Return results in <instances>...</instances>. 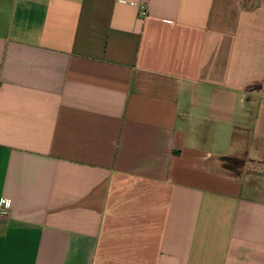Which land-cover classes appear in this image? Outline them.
<instances>
[{
  "label": "crops",
  "instance_id": "crops-1",
  "mask_svg": "<svg viewBox=\"0 0 264 264\" xmlns=\"http://www.w3.org/2000/svg\"><path fill=\"white\" fill-rule=\"evenodd\" d=\"M256 168L264 0H0V264H264Z\"/></svg>",
  "mask_w": 264,
  "mask_h": 264
},
{
  "label": "rangeland",
  "instance_id": "rangeland-1",
  "mask_svg": "<svg viewBox=\"0 0 264 264\" xmlns=\"http://www.w3.org/2000/svg\"><path fill=\"white\" fill-rule=\"evenodd\" d=\"M226 166L229 167L232 171H236V174H240L243 172V166L240 162L236 161L235 163L232 161H229L226 163ZM252 170V169H251ZM254 175L256 174L257 177L264 181V169L260 170L256 168V170L251 171ZM259 174V175H258Z\"/></svg>",
  "mask_w": 264,
  "mask_h": 264
},
{
  "label": "built area",
  "instance_id": "built-area-1",
  "mask_svg": "<svg viewBox=\"0 0 264 264\" xmlns=\"http://www.w3.org/2000/svg\"><path fill=\"white\" fill-rule=\"evenodd\" d=\"M147 15V12L144 11L141 13V16L145 17ZM10 209H11V202L10 200H7V199H3L1 202H0V220L2 218H5L6 216H8L9 212H10Z\"/></svg>",
  "mask_w": 264,
  "mask_h": 264
},
{
  "label": "trees",
  "instance_id": "trees-1",
  "mask_svg": "<svg viewBox=\"0 0 264 264\" xmlns=\"http://www.w3.org/2000/svg\"><path fill=\"white\" fill-rule=\"evenodd\" d=\"M229 161H232V162H236V161H238V162H240L239 160H237V159H226V160H224V169L226 170V171H229V172H236V171H232L229 167H227L226 166V163L227 162H229Z\"/></svg>",
  "mask_w": 264,
  "mask_h": 264
}]
</instances>
